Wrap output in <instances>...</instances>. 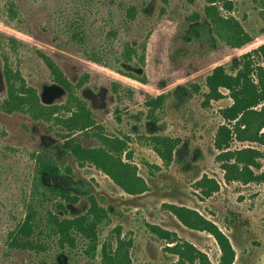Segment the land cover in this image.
<instances>
[{"label": "rangeland", "instance_id": "1", "mask_svg": "<svg viewBox=\"0 0 264 264\" xmlns=\"http://www.w3.org/2000/svg\"><path fill=\"white\" fill-rule=\"evenodd\" d=\"M207 0H0V264H102L103 248L120 241L130 264H180L173 243L150 227L175 233L219 264L221 250L206 230L184 225L170 204L195 209L215 222L234 250L232 264H264V102L242 124L224 115L233 102L221 87L209 93L207 76L217 65L242 67L241 54L264 43V0H220L219 12L235 17L254 44L234 49L212 30ZM50 57L69 89L92 117L77 132L84 146L100 136L117 138L121 156L145 186L130 193L91 162L62 154L71 134L59 119L77 101L49 68ZM250 70L264 66L252 52ZM19 73L40 105L9 104L4 71ZM227 129L219 136L221 126ZM176 140L166 163L151 137ZM224 138L222 148L216 144ZM56 158L57 184L67 201L39 182L37 156ZM47 185L50 176H44ZM96 201L106 216L88 238L74 244L59 236L52 213L74 218ZM60 204L64 208L60 207ZM34 209L37 247L14 241ZM97 211V209H95ZM21 236H19L20 238Z\"/></svg>", "mask_w": 264, "mask_h": 264}, {"label": "trees", "instance_id": "2", "mask_svg": "<svg viewBox=\"0 0 264 264\" xmlns=\"http://www.w3.org/2000/svg\"><path fill=\"white\" fill-rule=\"evenodd\" d=\"M219 1L207 0L208 5L205 8L213 32L234 49H243L250 44H254V37L244 30L235 17L224 16L219 12L217 6ZM252 52L258 53L264 62V43H261L241 54L243 63L241 68L227 71L223 65H217L207 76V85L210 89L209 94L213 98L220 96L219 89L223 87L229 91L233 99L232 104L223 110L224 115L231 119H237L242 124L248 123V118L256 112L254 107L264 102V66L259 65L256 67L255 73L251 72L248 60ZM46 62L56 76L57 81L69 91L72 100L77 101L76 108L71 111V114L59 119V123L71 134L70 136H65V140L62 143V154L70 153L81 163H93L127 192L134 193L141 191L145 183L134 172L133 167L123 160L121 154L124 148L119 139L100 136L101 144L99 146H84L78 136L73 135L77 134V132L80 133L90 129L92 127V117L87 108L79 102L76 94L69 89V84L58 65L50 57L46 58ZM4 77L10 105H14L15 107L31 105L33 108L40 105L35 90L25 84L24 79L19 73L13 72L12 69L6 67ZM263 124L264 119L260 121L258 127L260 128ZM226 129L222 125L219 136ZM219 136L216 138V144L222 148L224 138H220ZM151 140L161 158L166 163H169L176 140L169 136L159 135L152 136ZM36 160L37 165L34 172L41 185L54 191L67 201H76L77 196L71 195L67 189L62 188L56 183V178L60 175L58 160L41 155L37 156ZM47 175L52 178V182L46 185L43 182V177ZM91 202L90 212L74 218H61L58 214L52 213L50 221L53 224L55 233L60 238L61 244H64L65 241L74 244L72 231L84 237H94L95 229L103 221L106 213L97 205L93 197ZM60 207L64 208L62 204H60ZM169 208L184 225L211 233L221 250L219 264H232L235 258V250L228 236L215 222L187 206L170 204ZM36 226V212L34 209H30L17 230L16 237L14 238V241L17 242L16 245L23 248L39 246V242L33 239ZM150 227L161 237H165L169 242L173 243L169 248L178 255L180 264H211L207 254L191 242H179L175 239V233L157 225H151ZM19 236L21 237L19 238ZM102 256V264H130L127 249L123 246L122 241H120V244L114 250L112 248L107 250L104 246Z\"/></svg>", "mask_w": 264, "mask_h": 264}]
</instances>
